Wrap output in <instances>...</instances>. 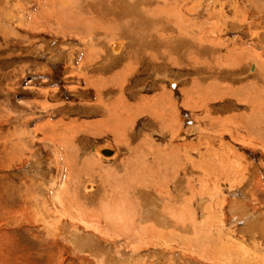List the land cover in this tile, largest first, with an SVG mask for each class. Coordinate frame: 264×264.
Listing matches in <instances>:
<instances>
[{
	"label": "rangeland",
	"instance_id": "rangeland-1",
	"mask_svg": "<svg viewBox=\"0 0 264 264\" xmlns=\"http://www.w3.org/2000/svg\"><path fill=\"white\" fill-rule=\"evenodd\" d=\"M0 234L12 264H264V0H0Z\"/></svg>",
	"mask_w": 264,
	"mask_h": 264
},
{
	"label": "bare ground",
	"instance_id": "bare-ground-1",
	"mask_svg": "<svg viewBox=\"0 0 264 264\" xmlns=\"http://www.w3.org/2000/svg\"><path fill=\"white\" fill-rule=\"evenodd\" d=\"M175 1V0H174ZM17 6V5H16ZM208 6V5H207ZM212 6V5H211ZM232 6L235 8V4H232ZM262 6V5H261ZM193 7V6H192ZM18 8H20V7H18ZM42 9V8H41ZM17 10V9H16ZM242 10V9H241ZM222 11V10H221ZM39 12V11H38ZM50 12V11H49ZM209 12V15L210 14H212V13H214V12H211L210 13V11H208ZM218 12H220V11H218ZM235 12H237V9L235 10ZM40 13V12H39ZM222 13V12H221ZM38 15V14H37ZM220 15V14H219ZM211 16V15H210ZM39 17V16H38ZM220 17H222V15L220 16ZM31 18H33V17H31ZM35 18V17H34ZM234 19V18H233ZM244 19H246V18H244ZM243 19V17H242V22H245L246 20H244ZM34 20H37L36 18L34 19ZM39 21H40V19H39ZM240 21H241V18H240ZM34 23V22H33ZM36 23V22H35ZM31 24V23H30ZM37 24V23H36ZM35 24V25H36ZM38 24H40V23H38ZM121 24V23H120ZM248 24V23H247ZM243 25V24H242ZM251 25H249L248 27H247V30L248 31H250L249 30V27H250ZM224 29V28H223ZM226 29V28H225ZM232 29V28H231ZM226 31V30H225ZM242 31V30H241ZM152 33V32H151ZM206 33V32H205ZM221 33H223V32H221ZM183 34V33H182ZM176 36V35H175ZM182 36V35H181ZM193 37V36H192ZM219 39V38H218ZM21 40V39H20ZM194 41V40H193ZM206 41H208V42H206ZM205 41V43H208V44H214V45H216V44H218V43H220V42H216L217 41V39H216V41H215V39L213 40V39H207ZM216 42V43H215ZM183 43V42H182ZM203 43H204V41H203ZM122 42L121 43H116V45H115V47H114V45L112 46V52L113 53H115V52H117V51H119V50H121V47H122ZM193 45V44H192ZM229 46V45H228ZM111 48V47H110ZM233 49V48H232ZM227 51V50H226ZM230 50H228V52H229ZM243 51V50H242ZM197 53V52H196ZM34 54V53H33ZM103 54V53H102ZM233 54V53H232ZM257 54V53H256ZM225 55V54H224ZM228 55H231V54H228ZM227 55V56H228ZM260 55V54H259ZM220 56V55H219ZM240 56H242V55H240ZM205 57V56H204ZM225 57H226V55H225ZM230 57V56H229ZM232 57H234V55L232 56ZM220 58H221V56H220ZM240 58V57H239ZM151 59V58H150ZM185 59V58H184ZM241 59V58H240ZM243 59V58H242ZM245 59V58H244ZM221 60V59H220ZM228 60H230L229 62L230 63H235V61H233L232 60V58H230V59H228ZM226 61V60H225ZM239 61V60H238ZM151 62V61H150ZM159 62V61H158ZM217 62V61H216ZM174 63V62H173ZM166 64V63H165ZM201 64H202V62H201ZM261 64V63H260ZM263 64V63H262ZM261 64V65H262ZM204 65V64H203ZM233 65V64H232ZM261 65H260V67H261ZM166 66V65H165ZM211 66V65H210ZM214 66H216V65H214ZM257 66V65H256ZM158 67V66H157ZM205 67V66H204ZM209 67V66H208ZM207 67V68H208ZM213 67V66H212ZM254 64L251 66V69L250 70H254ZM182 68V67H181ZM218 68V67H217ZM237 68V67H236ZM257 68H258V66H257ZM160 69V68H159ZM235 69V68H234ZM259 69V68H258ZM148 70V69H147ZM166 70V69H165ZM207 70V69H206ZM261 70H262V67H261ZM116 71V70H115ZM123 71V70H122ZM214 71H215V69H214ZM217 71V70H216ZM215 71V72H216ZM161 72V71H160ZM120 73V72H119ZM109 74V73H108ZM111 74H113V73H111ZM164 74V73H163ZM189 74V73H188ZM216 74V73H215ZM261 74H263V72H261ZM166 75V74H165ZM232 75V74H231ZM260 75V74H259ZM103 76V75H102ZM123 76H125L124 75V73H123ZM157 75H155V77H156ZM257 76V75H256ZM108 77V76H107ZM161 77V76H160ZM165 77V76H164ZM168 77V76H167ZM212 77V76H211ZM216 77V76H215ZM243 77V76H242ZM169 78V77H168ZM226 78V77H225ZM246 78V77H245ZM103 79V78H102ZM209 79V78H208ZM87 80V79H86ZM109 80V79H108ZM215 80V79H214ZM234 80V79H233ZM171 82V84H173V81L171 80L170 81ZM175 82V81H174ZM112 83V82H111ZM214 82H212V81H208V83H207V85H206V83H205V86L206 87H211V85L213 84ZM107 84V83H106ZM120 84H122V83H120ZM196 83L195 82H192L190 85L191 86H197V85H195ZM122 86H123V84H122ZM215 85L213 84V87H214ZM112 87V86H111ZM206 87H204V88H206ZM129 88H131V87H129ZM164 88V87H163ZM192 88V87H191ZM202 88V87H201ZM119 89V88H118ZM196 89V88H195ZM228 89H230L229 87H228ZM204 90V89H203ZM114 91V90H113ZM118 91V90H117ZM116 91V92H117ZM133 91V90H132ZM207 91H209V92H211L210 90H207ZM229 91V90H228ZM192 93H193V91H192ZM229 93H230V91H229ZM234 93V92H233ZM121 94V93H120ZM190 94H191V89L190 90H186L185 92H184V94H183V102L185 103L186 102V100H188V98L190 97ZM206 94V93H205ZM158 95V94H157ZM187 95V96H186ZM189 95V96H188ZM229 95H231V94H229ZM105 96V95H104ZM196 96H198V94L196 95ZM206 96H208V94L206 95ZM210 96V95H209ZM212 96V95H211ZM123 97H125V96H123ZM186 97H187V99H186ZM203 97V96H202ZM233 97V96H232ZM192 98V97H191ZM195 98V97H194ZM163 99V98H162ZM197 99V98H196ZM190 100V99H189ZM206 100H207V97H206ZM127 101V100H126ZM149 101V100H148ZM161 101V100H160ZM191 101V100H190ZM193 101H195L194 99H193ZM193 101H192V103H193ZM203 101V100H202ZM208 101V100H207ZM123 103H124V101H123ZM122 103V104H123ZM128 103V102H127ZM195 103V102H194ZM197 103H199V102H197ZM201 103H204V102H201ZM129 104V103H128ZM187 105H188V103H186ZM207 104V103H206ZM42 105V104H41ZM193 105V104H192ZM202 105V104H201ZM246 105V104H245ZM121 106V105H120ZM195 105H193L192 107H194ZM250 106V105H249ZM119 107V106H118ZM126 107V106H125ZM130 107V106H129ZM135 107V106H134ZM138 107V106H137ZM136 107V108H137ZM201 107V106H200ZM204 107V106H203ZM198 109V108H197ZM201 109V108H200ZM116 110V109H115ZM102 111H104V110H102ZM125 111V110H124ZM130 111V110H129ZM117 112V111H116ZM127 112V111H126ZM161 114V116L160 117H158V119H159V121H160V124H165L164 122H166V123H170V121L172 120V119H174L172 122H174V125L176 124V122H177V117L175 116V115H173L172 114V116H173V118H172V116H167V118H166V115L165 114H162V113H160ZM116 116H117V119L118 120H120V121H123V119L124 118H122L123 116H125V113H123V111H118V113H116ZM153 116H155V115H153ZM150 117V116H149ZM48 118H50V117H48ZM153 118V117H152ZM126 119H128V118H125V120ZM171 119V120H170ZM170 120V121H169ZM57 121V120H56ZM168 121V122H167ZM48 122V121H47ZM88 122V121H87ZM102 121H99V123H101ZM51 123V122H50ZM55 123V122H54ZM96 123H98V122H93L92 123V125L93 124H96ZM168 123V124H169ZM49 124V123H48ZM69 124V123H68ZM107 125H110L109 126V129H111L112 130V133H113V138L114 139H116V138H118L119 140H118V142H120V138L122 137V132H120V130H121V128H120V126L117 124H114L113 125V123H110V124H108V123H106ZM43 125V124H42ZM46 125V124H45ZM50 125V124H49ZM52 125V128L50 129V132L48 133V131L47 132H45L46 134H49V135H54L55 134V136H56V129L54 128V124H51ZM116 125V126H115ZM172 125V124H171ZM69 126H71V124H69ZM85 126V125H84ZM165 126V125H164ZM167 126V125H166ZM45 127V126H44ZM49 127V126H48ZM157 127V126H156ZM85 127H83V129H84ZM88 128V127H87ZM253 128V127H252ZM48 129V128H47ZM82 129V128H81ZM249 129V128H248ZM254 129V128H253ZM69 130V129H68ZM43 131H45V130H43ZM71 131V130H70ZM95 131V130H94ZM169 131V130H168ZM252 131V130H251ZM254 131V130H253ZM127 132V131H126ZM175 132V131H174ZM94 134V133H93ZM108 134V133H107ZM170 135H172V134H170ZM43 136L45 137V138H47V136H45L44 135V133H43ZM43 137V138H44ZM49 137V136H48ZM172 137V136H171ZM42 138V139H43ZM170 138V137H169ZM173 138V137H172ZM49 140H53L52 138H49ZM54 141V140H53ZM116 141H117V139H116ZM122 141V140H121ZM109 143V142H108ZM107 143V144H108ZM180 144H182V143H180ZM65 145V144H64ZM64 145H63V147H64ZM113 145V144H112ZM112 145H110V147L109 148H113V147H111ZM52 146H53V144H52ZM114 146V145H113ZM194 146V145H193ZM196 146V145H195ZM3 147V146H2ZM60 148H61V146H60ZM103 148V147H102ZM115 148V147H114ZM111 149L113 152H114V154H113V156L115 155V149ZM63 149V148H62ZM56 150V149H55ZM171 150H173L174 152H177L178 153V150L176 149V147H172L171 148ZM52 151H54V149L52 150ZM90 151H92L93 153H96V154H99V156H100V154H101V147L100 146H91L90 147ZM2 152V151H1ZM106 152H108V151H106ZM37 153H38V151H37ZM51 153V152H50ZM55 153H56V151H55ZM60 153V152H59ZM104 153V152H103ZM109 153V152H108ZM111 153V152H110ZM176 153V154H177ZM39 154V153H38ZM66 154H67V152H66ZM106 154V153H105ZM104 154V155H105ZM51 155H53V154H51ZM57 155V154H56ZM63 155H65V154H63ZM85 156V155H84ZM88 156V155H87ZM98 156V155H97ZM35 157L37 158V156L35 155ZM68 157V156H67ZM91 158H92V156H91ZM94 158V157H93ZM116 158V157H115ZM59 159V158H58ZM89 159V158H88ZM114 159V158H113ZM169 159V158H168ZM44 160V159H43ZM55 160V159H54ZM71 160H72V157H71ZM92 160H94V159H92ZM5 161V160H4ZM61 161V160H60ZM86 161V160H85ZM36 162V161H35ZM63 162V161H62ZM98 162V161H97ZM101 162V161H100ZM115 162V161H114ZM151 162V161H150ZM64 163V162H63ZM68 163V162H67ZM69 163H70V161H69ZM83 163H85V162H83ZM87 163V162H86ZM94 163V162H93ZM152 163V162H151ZM13 164V163H12ZM77 164V163H76ZM79 164V163H78ZM9 166H11L10 165V163L8 164ZM65 165V164H64ZM82 165L83 164H81V167H82ZM85 165V164H84ZM100 165H102L101 163H100ZM58 166H59V163H58ZM75 166V165H74ZM88 166H89V164H88ZM6 167V166H5ZM4 167V168H5ZM52 167V169H53V166H51ZM66 168H67V166H65ZM76 167H78V166H76ZM103 167V166H102ZM33 168V167H32ZM54 168H55V166H54ZM92 168H94V167H92ZM77 169V168H76ZM85 170V169H84ZM88 171V170H87ZM92 171V170H91ZM104 171V170H103ZM70 172V171H69ZM85 172V171H84ZM101 174V173H100ZM102 174H103V172H102ZM101 174V175H102ZM105 174V173H104ZM70 175H72L71 173H70ZM79 175V174H78ZM90 175H92V174H90ZM101 175H99V176H97V178H99V179H101ZM109 175V174H108ZM10 176V175H9ZM8 176V177H9ZM123 176V175H122ZM94 177H96V176H94ZM12 179V178H11ZM14 180V179H13ZM71 180V179H70ZM35 181V180H34ZM89 181V180H88ZM94 185H96V184H94ZM33 187V186H32ZM11 188V187H10ZM83 188V187H82ZM86 188H88V187H86ZM92 188H94L93 186H92ZM52 189V194H53V191H55L53 188H51ZM41 190V189H40ZM13 193V192H12ZM41 193V192H40ZM44 193V192H43ZM32 194V193H31ZM59 194H60V192H59ZM54 195V194H53ZM56 195V194H55ZM4 196V195H3ZM50 196H51V194H50ZM56 196H58V195H56ZM31 197H33V196H31ZM12 198V197H11ZM19 198V197H18ZM58 198H59V196H58ZM48 199V198H47ZM72 201V200H71ZM53 202V201H52ZM37 204H39V206H41L40 204H42V203H37ZM26 205V204H25ZM28 206V205H27ZM39 206H37V207H39ZM49 206V205H48ZM29 207V206H28ZM27 207V209H29ZM42 207V206H41ZM40 207V208H41ZM77 207V206H76ZM11 208V207H10ZM36 208V207H35ZM47 208V207H46ZM26 209V208H25ZM43 209H45V207L43 208L42 207V210H41V212L43 211ZM47 209H49V208H47ZM47 209H45V212L47 211ZM20 210V209H19ZM22 210V209H21ZM51 210V209H50ZM82 210V209H81ZM24 211H26V210H24ZM33 211V210H32ZM59 211V210H58ZM17 212H18V210H17ZM16 212V213H17ZM52 212V211H51ZM8 213V212H7ZM27 213V212H26ZM33 213V212H32ZM44 213V212H43ZM48 213V212H47ZM53 213V212H52ZM90 213V212H89ZM12 214V213H11ZM20 214V213H19ZM50 214V213H49ZM75 214V213H74ZM88 214V213H87ZM97 214V213H96ZM2 215H3V213H2ZM15 215V214H14ZM25 215V214H24ZM26 215H29V214H26ZM90 215V214H89ZM18 216V215H17ZM23 216V215H22ZM34 216H37V215H34ZM96 216V215H95ZM13 217V216H12ZM20 217V216H19ZM25 217V216H24ZM41 217H43V216H41ZM41 217H40V219H41ZM46 217V216H45ZM53 217H54V215H53ZM98 217V216H97ZM6 218V217H5ZM10 218V217H9ZM14 218V217H13ZM17 218V217H16ZM25 218H27V217H25ZM55 218V217H54ZM54 218H52L53 220H54ZM76 218V217H75ZM91 218H93V217H91ZM259 218V217H258ZM34 219H35V217H34ZM43 219V218H42ZM46 219V218H45ZM112 219V218H111ZM5 220H8L7 218L5 219ZM89 220V219H88ZM99 220V219H98ZM9 221V220H8ZM15 221V220H14ZM13 221V222H14ZM17 221V220H16ZM15 221V222H16ZM27 221V220H26ZM29 221V220H28ZM60 221V220H59ZM90 221H92V220H90ZM95 221V220H94ZM14 222V223H15ZM24 222V221H23ZM29 222H31V221H29ZM42 221H40V223H41ZM55 222H57V221H55ZM96 222V221H95ZM26 223V222H25ZM6 224V223H5ZM8 224V223H7ZM19 224V223H18ZM22 224V223H21ZM33 224H34V222H33ZM32 224V225H33ZM53 225L52 226H54V223H52ZM101 224V223H100ZM163 224V223H162ZM9 225V224H8ZM12 225V224H11ZM16 225V224H15ZM14 225V226H15ZM29 225H30V223H29ZM35 225V224H34ZM41 225H42V223H41ZM44 225V224H43ZM49 225V224H48ZM47 225V226H48ZM102 225V224H101ZM10 226V225H9ZM49 226H51V225H49ZM65 226H68V225H66L65 224ZM70 226V225H69ZM72 227V226H71ZM165 227V226H164ZM2 228V227H1ZM9 228H12V227H9ZM32 228V227H31ZM41 228V227H40ZM45 228H47V227H45ZM44 228V229H45ZM51 228V227H50ZM72 228H74V227H72ZM20 229V228H19ZM24 229V228H23ZM27 229V228H26ZM37 229V228H36ZM49 229V228H48ZM65 229H67V228H65ZM14 230V229H13ZM41 230V229H40ZM95 230H96V228H95ZM31 231V230H30ZM32 231H33V229H32ZM38 231V230H37ZM51 231V230H50ZM49 231V232H50ZM58 231V230H57ZM73 231V230H72ZM77 231V230H76ZM119 232H120V230H118ZM147 231V230H146ZM53 232V231H52ZM56 232V231H55ZM54 232V233H55ZM67 232V231H66ZM71 232V231H70ZM161 232V231H160ZM27 233V232H26ZM31 233V232H30ZM34 233V232H33ZM37 233H39V231L37 232ZM71 233H73V232H71ZM151 233V232H150ZM162 233V232H161ZM6 234V233H5ZM53 234V233H52ZM51 234V235H52ZM59 234V233H58ZM57 234V235H58ZM69 234V233H68ZM80 234V233H79ZM1 235V234H0ZM40 235V234H39ZM38 235V236H39ZM76 235V234H75ZM132 235V234H131ZM160 235V234H159ZM163 235V234H162ZM41 236H43V234L41 235ZM47 236H48V234H47ZM80 237H81V235H79ZM44 237V236H43ZM73 237V236H72ZM84 237H85V235H84ZM90 237V236H89ZM41 242L44 240V239H41L42 237H37ZM45 238V237H44ZM52 238H54V237H52ZM75 238V237H74ZM167 238V237H166ZM166 238H165V236L163 235V239H165L166 240ZM49 239H51V238H49ZM58 239V237L56 236L55 238H54V240H52V241H54V242H56V245H57V240ZM131 239V238H130ZM37 240V239H36ZM162 240V239H161ZM45 241V240H44ZM47 241V240H46ZM84 241H86V240H84ZM167 241H168V239H167ZM40 242V243H41ZM74 242V241H73ZM104 242V241H103ZM43 243V242H42ZM41 243V244H42ZM46 243V242H45ZM71 243V242H70ZM77 243V242H76ZM36 244V243H35ZM73 244V243H72ZM75 244V243H74ZM82 244V243H81ZM87 244V243H86ZM61 245V244H60ZM101 245V244H100ZM2 246V243H1V245H0V247ZM49 246V245H48ZM54 246H55V243H54ZM82 246V245H81ZM83 246H87V245H84L83 244ZM2 247H4V246H2ZM25 247V246H24ZM34 247V246H33ZM36 247V246H35ZM34 247V248H35ZM76 247V246H75ZM89 247H91V246H89ZM26 248H27V246H26ZM39 248H40V246H39ZM38 248V249H39ZM42 248V247H41ZM43 248H45V246L43 245ZM47 248V247H46ZM53 248V247H52ZM80 248H82V247H80ZM85 248V247H84ZM33 249V248H32ZM27 250V249H26ZM25 249H24V251H26ZM161 250V249H160ZM34 252V251H33ZM40 252V251H39ZM38 252V253H39ZM49 252V251H48ZM47 252V253H48ZM1 253H3V250H2V248L0 249V264H8L9 262L8 261H4V259L2 258V255H1ZM31 253V252H30ZM45 253V252H44ZM50 253V252H49ZM3 254H5V253H3ZM12 254V253H11ZM10 254V255H11ZM40 254V253H39ZM38 254V255H39ZM51 254H52V252H51ZM53 254H54V252H53ZM52 254V255H53ZM57 254H61V253H57ZM8 255V254H7ZM34 255V254H33ZM3 256H5V255H3ZM12 256V255H11ZM74 256V255H73ZM164 256V255H163ZM21 257V256H20ZM28 257V256H27ZM30 257V256H29ZM51 257V256H50ZM49 257V258H50ZM71 257H72V255H71ZM2 258V259H1ZM6 259H7V257H5ZM53 258H56V257H53ZM58 258H59V256H58ZM11 259H13V258H11ZM71 259V258H70ZM81 259V258H80ZM79 259V260H80ZM10 260V259H9ZM28 260H30V259H28ZM41 260H42V258H41ZM58 260V259H57ZM75 261V260H74ZM28 262H30V261H28ZM49 262H51V261H49ZM48 262V263H49ZM62 262H63V260H62ZM81 262H82V260H81ZM11 264H12V262H10ZM9 263V264H10ZM31 263H32V261H31ZM35 263V262H34ZM61 263V262H60ZM83 263V262H82ZM184 263V262H183ZM14 264V263H13ZM19 264V263H18ZM33 264V263H32ZM36 264V263H35ZM53 264V263H52ZM58 264H59V262H58ZM69 264V263H68Z\"/></svg>",
	"mask_w": 264,
	"mask_h": 264
}]
</instances>
